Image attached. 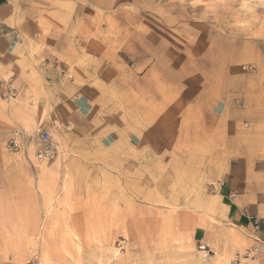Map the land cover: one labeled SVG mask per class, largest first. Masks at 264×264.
<instances>
[{
    "label": "crops",
    "instance_id": "1",
    "mask_svg": "<svg viewBox=\"0 0 264 264\" xmlns=\"http://www.w3.org/2000/svg\"><path fill=\"white\" fill-rule=\"evenodd\" d=\"M144 1L0 0V244L23 237L2 233L4 210L53 199L64 213L84 178L122 179L131 193L134 177L159 203L172 185H212L223 218L209 219L223 227L193 233L207 256L231 228L249 239L239 236L227 264L264 240L263 45L215 39L208 27H152ZM5 83L14 98H1ZM41 132L53 162L35 158ZM16 134L20 153L7 148Z\"/></svg>",
    "mask_w": 264,
    "mask_h": 264
},
{
    "label": "rangeland",
    "instance_id": "2",
    "mask_svg": "<svg viewBox=\"0 0 264 264\" xmlns=\"http://www.w3.org/2000/svg\"><path fill=\"white\" fill-rule=\"evenodd\" d=\"M138 4L146 10L141 16L152 27H159L160 20L168 26L208 27L215 39L264 47V0H145ZM140 179L134 177V187L127 193L122 179L102 187L90 185V179L84 178L78 199L72 200L73 207L64 213L53 208V199L39 204L28 201L25 209L4 210L2 233L23 237L0 244V264H26L32 258L39 264H227L239 246V236L247 237L233 228L227 235L219 233L216 242L221 253L204 256L207 253L199 250L194 231L203 228L214 237L223 227L212 185L194 186L192 193L180 192L181 187L172 185L159 203L160 195L144 193ZM154 199L157 202L150 203ZM213 214L214 218L218 214L221 223L209 219ZM120 241L125 242L123 249L117 245ZM254 245V241L248 246L245 243L231 264ZM263 262L264 252L257 264Z\"/></svg>",
    "mask_w": 264,
    "mask_h": 264
},
{
    "label": "built area",
    "instance_id": "3",
    "mask_svg": "<svg viewBox=\"0 0 264 264\" xmlns=\"http://www.w3.org/2000/svg\"><path fill=\"white\" fill-rule=\"evenodd\" d=\"M242 71L246 73L255 72V67L252 65H244L241 67ZM262 89L264 90V82L262 83ZM15 90L11 87L9 83H5L2 86V99H12L15 97ZM38 147L35 151V158L38 162H52L55 159V150L52 146V142L50 140V136L41 132L38 134ZM7 148L12 153H20L21 147L18 141V134L14 135L12 139L7 143ZM235 193H232L233 196ZM250 222V228L253 233H257L259 231V221L256 218H248ZM124 241L118 242V247L121 249L124 248ZM200 251H205V248L199 246ZM264 252V240L255 239V245L249 249H246L242 255H237L232 264H257L259 260V255ZM26 264H39L36 258H32L28 260Z\"/></svg>",
    "mask_w": 264,
    "mask_h": 264
},
{
    "label": "bare ground",
    "instance_id": "4",
    "mask_svg": "<svg viewBox=\"0 0 264 264\" xmlns=\"http://www.w3.org/2000/svg\"><path fill=\"white\" fill-rule=\"evenodd\" d=\"M202 247H203V246H202ZM204 256H207V255L204 254Z\"/></svg>",
    "mask_w": 264,
    "mask_h": 264
}]
</instances>
